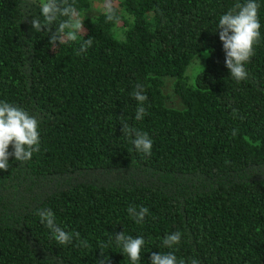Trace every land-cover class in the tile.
<instances>
[{
    "label": "trees",
    "instance_id": "obj_1",
    "mask_svg": "<svg viewBox=\"0 0 264 264\" xmlns=\"http://www.w3.org/2000/svg\"><path fill=\"white\" fill-rule=\"evenodd\" d=\"M88 5L0 0V264H264V0Z\"/></svg>",
    "mask_w": 264,
    "mask_h": 264
},
{
    "label": "rangeland",
    "instance_id": "obj_2",
    "mask_svg": "<svg viewBox=\"0 0 264 264\" xmlns=\"http://www.w3.org/2000/svg\"><path fill=\"white\" fill-rule=\"evenodd\" d=\"M110 1H113L114 3L117 2V0H89V5L85 9L84 14L93 16L98 11L102 10L104 5ZM200 65H201V61L199 58H195L188 64L186 68V73L189 76V79L193 77L194 73L199 69Z\"/></svg>",
    "mask_w": 264,
    "mask_h": 264
}]
</instances>
